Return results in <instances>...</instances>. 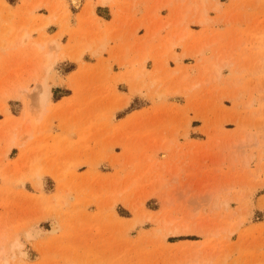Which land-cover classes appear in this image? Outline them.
<instances>
[{"label":"rangeland","instance_id":"rangeland-1","mask_svg":"<svg viewBox=\"0 0 264 264\" xmlns=\"http://www.w3.org/2000/svg\"><path fill=\"white\" fill-rule=\"evenodd\" d=\"M102 1L0 0V261L264 264V0Z\"/></svg>","mask_w":264,"mask_h":264},{"label":"crops","instance_id":"crops-1","mask_svg":"<svg viewBox=\"0 0 264 264\" xmlns=\"http://www.w3.org/2000/svg\"><path fill=\"white\" fill-rule=\"evenodd\" d=\"M97 8H101V7H97ZM102 9V8H101ZM107 9H109V8H106L105 9V7H103V11H105L106 12V15L105 16H100V15H97V16H99L102 20H103V22L105 23V24H108V23H110V22H112V20H113V15H112V12H111V10L109 9V11L107 10ZM96 10V9H95ZM107 10V11H106ZM109 12V13H108ZM84 13V8H82L81 9V11H80V13L78 14V12L77 13H73V15H76L77 14V16H76V27H74V25L71 23V26L75 29V28H78L80 25H82V22H86L87 20H85V15L83 14ZM72 14V13H71ZM168 16V14L166 13V12H163L162 13V17H164V18H166ZM211 16V15H210ZM146 17V13H145V11H140L139 12V15L137 16V18L138 19H143V18H145ZM212 17V16H211ZM138 21H134L132 24H131V26H128V29H126V33L128 34L129 32H132L133 30H134V28H136L135 26H136V23H137ZM75 24V23H74ZM53 27H55V28H53ZM50 28H52V31H53V33L52 34H50L51 36H53V35H56L58 32H59V27L58 26H56V25H53V26H51ZM214 30H216L217 32H219L220 33V31H222V32H224L225 30H221V28H219V27H215V28H213ZM194 31L195 32H200L201 31V29L200 28H196V29H194ZM146 30L144 29V28H142V29H140L138 32H137V36L139 37V38H141V37H145L146 36ZM65 39H68V37L67 36H65L64 37ZM134 41H136V40H129V41H127V44H129V42H133V43H135ZM124 42V41H123ZM137 42V41H136ZM125 46V45H124ZM39 48H40V46H39ZM42 48V47H41ZM40 48V49H41ZM177 53L178 54H181L182 53V50L181 49H177ZM88 58V56H85V58ZM84 58V59H85ZM105 58V57H104ZM109 57H107L106 56V58L105 59H108ZM186 60H189L190 61V63H189V65H186L185 63H184V61H186ZM181 62H182V64L184 65V66H190V65H194V62H192V59H189V58H183L182 60H181ZM87 63V62H86ZM172 62H170L169 63V65L172 67V64H171ZM69 64H71V65H74L73 63H71V62H69V61H66V62H63V63H60V64H58L57 66H56V68H55V71H57L58 73H59V70H57V68L59 69L61 66L63 67V66H66V65H69ZM88 64V63H87ZM97 64V62L95 63V64H93V65H91V66H95ZM89 65V64H88ZM110 65H111V67H113V65H115L116 67H117V71L116 72H114L113 70V72H114V74H119V73H121V72H124V69L122 70V69H120V67H119V65L116 63V62H111L110 63ZM7 67V60L5 59V58H3L2 57V55H1V53H0V69L1 68H3V69H5ZM75 67H76V69L73 71V72H71L67 77H64V78H61L60 76V79L61 80H63V83L62 84H59L58 82L55 84V85H52V83H49V84H51L52 85V96H51V100L53 101V103L55 104V105H60L64 100H66V99H71V100H75V97H76V101L78 100V98L79 97H77V95H76V93L73 91V90H71L70 88H69V86H68V81H69V79L70 78H72V77H74L75 76V74L78 72V70H79V67L77 66V65H75ZM152 67H153V63L152 62H150V63H148L147 64V68H149V69H152ZM172 68H174V67H172ZM118 85H123V86H125L126 88H127V93H125V95H127V96H131L130 95V88H129V86L127 85V84H125V83H118L117 84V86ZM62 86H65V87H62ZM31 87H33V86H31ZM57 88H64L65 90H68V91H70V92H72L73 93V97L71 98V97H69V96H63V98H60V100H58V101H54L53 100V89H57ZM135 97H138L137 95H133V96H131V101L129 102V104H131L132 103V100H133V98H135ZM129 104L126 106V107H124L123 109L121 108V109H119L117 112H122V111H124L128 106H129ZM69 108V107H68ZM11 109V108H10ZM23 111V104L21 105V108H20V111H19V113L21 114V112ZM142 111V110H141ZM137 112H140V111H137ZM64 135V134H63Z\"/></svg>","mask_w":264,"mask_h":264},{"label":"bare ground","instance_id":"bare-ground-1","mask_svg":"<svg viewBox=\"0 0 264 264\" xmlns=\"http://www.w3.org/2000/svg\"><path fill=\"white\" fill-rule=\"evenodd\" d=\"M102 3H105V1L103 0L102 1ZM202 14H201V16L199 17V20H198V24H200V25H204V24H206L207 23V20H206V18H205V15H204V11L203 12H201ZM21 39H22V41H26V39H29V34L27 33V32H24L23 34H22V36H21ZM100 43H101V45L103 46L104 45V40H100L99 41ZM41 48V47H40ZM102 48V47H101ZM102 50V49H101ZM84 51V50H83ZM82 51V52H83ZM52 58H53V53L52 52H50V53H47L46 55H45V58L44 59H46V65L44 66V68L46 69V68H48L49 66H50V63H51V61H52ZM146 58L147 57H145L141 62H140V64H144V61L146 60ZM78 60H80V56L78 57ZM139 64V65H140ZM171 74L172 73H168L167 75H166V77H169V76H171ZM158 81V80H157ZM154 83H156V81H154ZM38 98H39V101H41L42 103L44 102V101H46V98H47V93H38ZM49 98V97H48ZM38 101V100H37ZM38 104H39V102H37ZM48 103V102H47ZM43 105V104H42ZM44 106V105H43ZM38 107V106H37ZM45 107V106H44ZM39 109H41L40 107H39ZM36 110H37V108H36ZM38 112H39V110H37ZM34 113H35V111H34ZM36 115L38 114V113H35ZM40 114V113H39ZM38 114V115H39ZM37 115V116H38ZM41 116V115H40ZM37 120H38V118H37ZM28 131V130H27ZM8 150H9V148H8ZM0 264H8L7 263V260L6 259H3L2 258V261H0Z\"/></svg>","mask_w":264,"mask_h":264}]
</instances>
